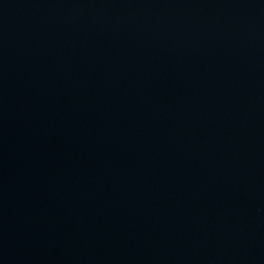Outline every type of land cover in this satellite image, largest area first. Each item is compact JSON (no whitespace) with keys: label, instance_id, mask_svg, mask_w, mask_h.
<instances>
[{"label":"water","instance_id":"95a60500","mask_svg":"<svg viewBox=\"0 0 264 264\" xmlns=\"http://www.w3.org/2000/svg\"><path fill=\"white\" fill-rule=\"evenodd\" d=\"M0 264H264V0H0Z\"/></svg>","mask_w":264,"mask_h":264}]
</instances>
